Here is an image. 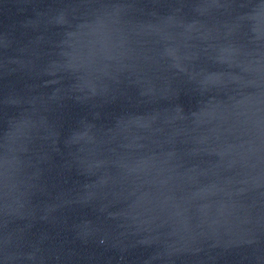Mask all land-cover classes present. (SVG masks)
Segmentation results:
<instances>
[{"label":"water","instance_id":"obj_1","mask_svg":"<svg viewBox=\"0 0 264 264\" xmlns=\"http://www.w3.org/2000/svg\"><path fill=\"white\" fill-rule=\"evenodd\" d=\"M0 264H264V0H0Z\"/></svg>","mask_w":264,"mask_h":264}]
</instances>
